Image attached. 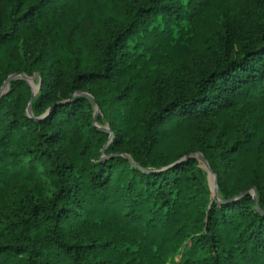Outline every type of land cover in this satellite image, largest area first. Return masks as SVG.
<instances>
[{"label":"trees","instance_id":"16d2710c","mask_svg":"<svg viewBox=\"0 0 264 264\" xmlns=\"http://www.w3.org/2000/svg\"><path fill=\"white\" fill-rule=\"evenodd\" d=\"M246 2L0 0V264H264V0Z\"/></svg>","mask_w":264,"mask_h":264},{"label":"rangeland","instance_id":"374dc122","mask_svg":"<svg viewBox=\"0 0 264 264\" xmlns=\"http://www.w3.org/2000/svg\"><path fill=\"white\" fill-rule=\"evenodd\" d=\"M246 0H217V3L213 6V8L216 11H224L229 14L233 13H242L243 10L246 7ZM114 29V26L110 23H104L101 28V33H106L109 35L111 31ZM34 38L32 41L35 42ZM200 42V37H198V40L196 42H192V49L188 56V58L184 61V65L186 66L187 70L190 73H195V71L202 65L206 64L207 57H206V49L202 46ZM31 50L30 43L26 42H20L19 45V52H21L23 55H26ZM26 80L31 85L32 88V95L34 96L38 90L39 83H40V75L38 72H35L33 75H26L24 72L21 73ZM8 86V82L4 80L3 85L1 86L0 92H3ZM88 96L90 94L88 93ZM95 109H97V105H95ZM26 111L29 115H32V109H31V103L29 101ZM45 114V111L42 113V115ZM41 115V116H42ZM106 127V126H102ZM195 155L197 156L199 160L200 166L204 169L202 172H200V175L203 179L204 185L211 191V193L214 196H218V188L217 183L215 180V177L213 173L209 170L207 162L204 160V158L201 156L199 152H196ZM178 256H176L177 258Z\"/></svg>","mask_w":264,"mask_h":264}]
</instances>
